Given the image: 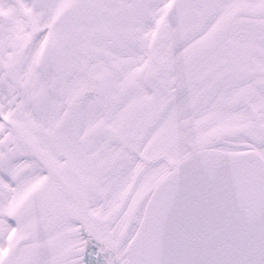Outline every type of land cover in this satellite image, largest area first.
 Listing matches in <instances>:
<instances>
[{
	"label": "snow or ice",
	"instance_id": "obj_1",
	"mask_svg": "<svg viewBox=\"0 0 264 264\" xmlns=\"http://www.w3.org/2000/svg\"><path fill=\"white\" fill-rule=\"evenodd\" d=\"M0 264H264V0H0Z\"/></svg>",
	"mask_w": 264,
	"mask_h": 264
}]
</instances>
